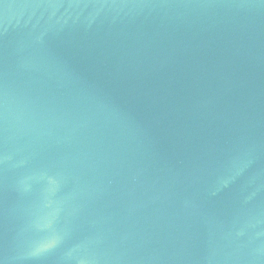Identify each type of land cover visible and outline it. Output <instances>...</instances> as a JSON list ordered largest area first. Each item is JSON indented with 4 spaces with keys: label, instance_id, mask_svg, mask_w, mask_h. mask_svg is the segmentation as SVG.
Returning a JSON list of instances; mask_svg holds the SVG:
<instances>
[{
    "label": "water",
    "instance_id": "1",
    "mask_svg": "<svg viewBox=\"0 0 264 264\" xmlns=\"http://www.w3.org/2000/svg\"><path fill=\"white\" fill-rule=\"evenodd\" d=\"M0 264H264V0H0Z\"/></svg>",
    "mask_w": 264,
    "mask_h": 264
}]
</instances>
